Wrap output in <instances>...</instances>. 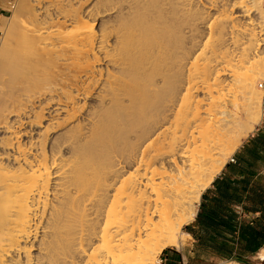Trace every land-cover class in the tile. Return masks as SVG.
I'll return each mask as SVG.
<instances>
[{
    "label": "bare ground",
    "instance_id": "1",
    "mask_svg": "<svg viewBox=\"0 0 264 264\" xmlns=\"http://www.w3.org/2000/svg\"><path fill=\"white\" fill-rule=\"evenodd\" d=\"M262 3L23 0L0 39V264H154L190 239L261 118Z\"/></svg>",
    "mask_w": 264,
    "mask_h": 264
},
{
    "label": "trees",
    "instance_id": "2",
    "mask_svg": "<svg viewBox=\"0 0 264 264\" xmlns=\"http://www.w3.org/2000/svg\"><path fill=\"white\" fill-rule=\"evenodd\" d=\"M262 107L264 115V99ZM244 211L260 215V244L264 239V118L261 128L249 135L234 154V163L226 164L200 195L193 222L182 230L196 244L228 255L242 241L247 225Z\"/></svg>",
    "mask_w": 264,
    "mask_h": 264
},
{
    "label": "crops",
    "instance_id": "3",
    "mask_svg": "<svg viewBox=\"0 0 264 264\" xmlns=\"http://www.w3.org/2000/svg\"><path fill=\"white\" fill-rule=\"evenodd\" d=\"M12 2L13 0H0V27L2 26L3 21L10 14L9 8ZM263 116L264 115L262 107L261 126L263 123ZM261 126L256 128L255 132L257 131V129L261 128ZM241 145L239 146V148L241 147ZM239 148H237V150ZM237 150L235 151V153L237 152ZM231 157L234 160V155ZM225 163L233 164L234 161L233 163H228L227 161ZM224 166L222 167L220 172L223 170ZM198 204L196 205V207L198 206ZM242 217L247 219V225L245 224L243 227L242 241L239 245L234 246L231 250V253H229L228 255L215 252L206 246L196 244L189 236L190 239H188L185 245H182L178 248L168 247L163 249L158 255V264H178L180 261L183 264H264V259H260L258 257L261 250L264 249V239L260 244L257 243V233L259 226L260 236L262 237V220L260 219V215L258 212L248 214L244 211L242 212ZM193 220L190 223H192Z\"/></svg>",
    "mask_w": 264,
    "mask_h": 264
},
{
    "label": "rangeland",
    "instance_id": "4",
    "mask_svg": "<svg viewBox=\"0 0 264 264\" xmlns=\"http://www.w3.org/2000/svg\"><path fill=\"white\" fill-rule=\"evenodd\" d=\"M22 2H23V0H13V2L10 4V14H9V16L3 21V23H2V26L0 27V39L2 38L3 39V37L5 36L4 35V29H5V26L6 25H8L9 23H10V21L12 20V19H14V17L16 16V11H18V9H19V7L20 6H22ZM262 6L264 7V0H263V3H262ZM260 79V80H259ZM259 81H264V79H262V78H258V79H256L255 80V82H254V86L256 87V84L259 82ZM260 91V90H259ZM263 94V92L261 91V102L263 101V97H264V94ZM261 119H262V103H261V118H260V120H259V122L256 124V125H254L253 126V130L250 132V133H248V135L246 136V137H248L249 135H251V134H253L254 132H255V129L256 128H258L259 126H261ZM245 137V139H243V141H241V143L239 144V146L247 139ZM239 146L237 147V148H239ZM237 148L236 149H234V150H232L227 156H226V158L224 159V164H223V166L226 164L225 162H226V160H227V158L229 157V156H233L234 155V153H235V151L237 150ZM222 166V167H223ZM222 169V168H221ZM181 230H182V227H181ZM183 231V230H182ZM187 241H188V239H186L185 240V242H184V244L183 245H185L186 243H187ZM159 255V254H158ZM158 255L156 256V259L154 260V264H157V261H158ZM156 261V262H155ZM264 263V262H263Z\"/></svg>",
    "mask_w": 264,
    "mask_h": 264
},
{
    "label": "built area",
    "instance_id": "5",
    "mask_svg": "<svg viewBox=\"0 0 264 264\" xmlns=\"http://www.w3.org/2000/svg\"><path fill=\"white\" fill-rule=\"evenodd\" d=\"M256 88L260 91L263 92L264 90V81H259L257 84H256ZM228 163H233V158L231 156H229L226 160ZM178 264H183L181 261L178 263Z\"/></svg>",
    "mask_w": 264,
    "mask_h": 264
}]
</instances>
